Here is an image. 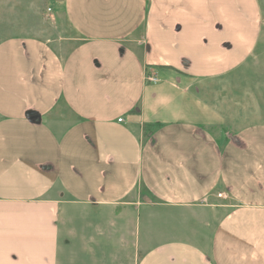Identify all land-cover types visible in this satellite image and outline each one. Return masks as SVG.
<instances>
[{"label": "crops", "instance_id": "0c3cea01", "mask_svg": "<svg viewBox=\"0 0 264 264\" xmlns=\"http://www.w3.org/2000/svg\"><path fill=\"white\" fill-rule=\"evenodd\" d=\"M63 8L59 47L0 42V264H58L64 202L115 207L139 188V210L170 215L136 264H264V123L214 131L194 91L250 58L258 1Z\"/></svg>", "mask_w": 264, "mask_h": 264}, {"label": "rangeland", "instance_id": "374dc122", "mask_svg": "<svg viewBox=\"0 0 264 264\" xmlns=\"http://www.w3.org/2000/svg\"><path fill=\"white\" fill-rule=\"evenodd\" d=\"M257 1L261 34L250 58L234 72L194 87L219 113L221 124L214 131L228 133L246 124L264 123V0ZM69 34L63 0H0V42L36 37L57 48L61 37ZM148 196L139 188L126 202L102 209L64 202L58 264H136L147 246L162 241L154 237L157 240L145 243L148 230L158 235L163 217L170 215L160 205L141 210L134 205Z\"/></svg>", "mask_w": 264, "mask_h": 264}, {"label": "built area", "instance_id": "2783aa9c", "mask_svg": "<svg viewBox=\"0 0 264 264\" xmlns=\"http://www.w3.org/2000/svg\"><path fill=\"white\" fill-rule=\"evenodd\" d=\"M148 78V80L149 81H152V82H157L158 81V78H157V76L156 75H148L147 76ZM119 121H121L122 119L120 118V119H118ZM219 196H222V194L220 193V194H218Z\"/></svg>", "mask_w": 264, "mask_h": 264}]
</instances>
